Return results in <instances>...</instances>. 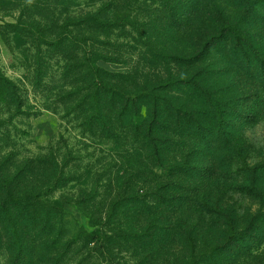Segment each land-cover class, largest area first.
Returning a JSON list of instances; mask_svg holds the SVG:
<instances>
[{
	"label": "rangeland",
	"instance_id": "obj_1",
	"mask_svg": "<svg viewBox=\"0 0 264 264\" xmlns=\"http://www.w3.org/2000/svg\"><path fill=\"white\" fill-rule=\"evenodd\" d=\"M248 1L0 0V179H13L15 194L58 203L52 216L40 206L35 214L10 213L17 234L0 211V264H184L191 252L224 242L214 218L195 205L198 195L189 194L194 182L209 203L237 216L235 232L264 215V202L231 189L244 186L240 176L220 173L231 153L250 169L264 162V0L256 8ZM225 26L240 31L249 58L231 49L227 31L219 39ZM210 37L215 45L204 59L187 63ZM94 55L104 58L95 65L106 74L91 73ZM173 56L177 62H166ZM199 70L204 87L237 114L224 126L237 124L229 128L232 151L220 146L216 156L184 167L198 131L182 114L161 108L152 119L132 106L121 114L107 93L99 117L93 110L96 84L135 99L146 85L191 79ZM181 89L172 93L175 103L193 108L194 117L206 109L191 85ZM153 124L170 142L161 165L145 143ZM212 163L211 178L195 179V167ZM165 183L187 198L173 211L146 195ZM205 264H264V242L233 262L218 256Z\"/></svg>",
	"mask_w": 264,
	"mask_h": 264
},
{
	"label": "trees",
	"instance_id": "obj_2",
	"mask_svg": "<svg viewBox=\"0 0 264 264\" xmlns=\"http://www.w3.org/2000/svg\"><path fill=\"white\" fill-rule=\"evenodd\" d=\"M204 1V0H200ZM261 0H252L248 1V6L250 8H256L259 5ZM97 25V23H96ZM231 34L233 38V43L231 45V49L234 52H241L246 58H249V54L243 52L242 50V42L245 41L240 34V31L235 28L223 27L222 32L219 36V39H222L225 32ZM215 37H210L206 40L205 43L200 44L199 49L197 50L195 56L188 60L191 64H197L201 62L202 59L206 56V54L211 50L215 43ZM246 43V42H245ZM253 52V50H250ZM254 53V52H253ZM255 54V53H254ZM104 59L100 55H94L93 59L87 60L89 69H91V73L93 75H98L101 73L106 74L98 68L95 63L98 60ZM166 62H177V58L169 57L165 59ZM205 72L204 74H206ZM198 75L191 79H181L172 81L171 79H167L165 81L159 82L157 84H152L144 88L146 92H139L135 95V99L131 97L125 98L118 90H106L97 84L95 86V92L90 96L91 104L93 103V110L96 113V116L100 115V97L103 93L110 94L111 101L116 100L118 108L120 107V112L123 114V111H127L130 108L138 109L145 107L147 109V115L150 116L152 114V119L159 118L164 108L165 111H170L176 118L180 117L182 114L183 117H186L190 120V130L195 131L196 129L191 126L192 123H196L193 125L197 128L198 136L195 141L192 143V149L185 153L182 156L181 163L182 166L187 167L186 165H190L192 160L197 158L198 156L204 154L205 158H209L213 156L217 151V147L227 148L230 147L232 151L235 147L231 145L232 140L229 141V136L231 135L229 132V128H232L236 123L229 122V128L224 130V126L228 125L225 122L226 118L236 117L237 114L235 110L224 108L226 106V102L220 96L215 95L214 92L208 90V88L204 87V80L206 78L205 75H202L201 70L197 73ZM191 85L193 93L196 97L201 100H204L206 109H201L194 117L193 108H186V104L183 103H175L177 97L172 93H183L181 89H188V86ZM175 89V91L173 90ZM148 91V92H147ZM132 106V107H130ZM204 107V108H205ZM187 110V111H185ZM200 117L207 119V125L202 128L200 127ZM244 117H247L244 116ZM234 119V118H233ZM179 127V126H175ZM212 128H216L217 132H213ZM164 132L156 128V126L148 125L146 127L145 132V143L149 146L151 151V157L155 158V162L159 163V165L164 164L165 161L162 160V151L170 144L169 139L163 136ZM233 135L232 137H235ZM234 154H230L225 158H222L221 163L228 167V169H222L220 173L227 177H232L233 175H238L244 181V186H233L231 189L235 193H239L260 201L264 202V187L261 188V185H264V162L255 165L253 168H249L243 162V158H240L236 155V158L239 160L235 163ZM218 163V161H216ZM214 163L203 165L201 167H195L196 178L198 179H209L213 175ZM213 171H212V170ZM187 172V176H192L189 174L188 168H183ZM171 171V169H169ZM199 173H202L199 175ZM251 174L253 175L252 184H248L251 178ZM193 181H196V180ZM178 185V184H176ZM15 181L0 179V211H2L5 216L6 222L10 229L11 234H17V226L13 221L10 213L18 212L20 215H24L27 213L35 214L37 212V208L40 206L41 211H43L47 216H52L55 214V209L58 207V203L54 204H44L40 201L39 195L35 194L32 191H24L21 194H15ZM198 184L193 183L190 185L189 194L193 196L195 193L196 196L194 203L195 205L201 209L204 213L209 214L214 220L212 223L219 227L220 234L219 236L224 241L220 246L211 247L208 252H201L198 254L190 253L186 262L184 264H205L209 260L214 261L218 256H223L226 261L233 262L239 258L247 256L257 245H260L264 242V215L259 217H254L251 221L248 222L247 226L242 229L240 232H235L234 226L238 220L237 216L232 217L230 213H226L221 209L220 204L217 202L209 203L208 196L205 193H201L198 189ZM179 188L175 187L173 183H165L160 187L156 188L154 191L147 193L146 195L149 198H153L154 196L159 197L164 210L173 211L172 209H176L180 202H185L187 198H176L173 192ZM165 216H163L164 218ZM166 219V218H164ZM165 231L169 229V224L162 227ZM197 256V257H196ZM259 260H255L258 263Z\"/></svg>",
	"mask_w": 264,
	"mask_h": 264
}]
</instances>
